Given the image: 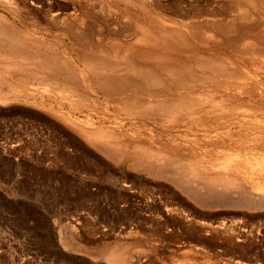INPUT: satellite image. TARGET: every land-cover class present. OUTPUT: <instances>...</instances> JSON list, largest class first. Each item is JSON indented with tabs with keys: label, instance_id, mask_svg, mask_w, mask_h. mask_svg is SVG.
Masks as SVG:
<instances>
[{
	"label": "bare ground",
	"instance_id": "6f19581e",
	"mask_svg": "<svg viewBox=\"0 0 264 264\" xmlns=\"http://www.w3.org/2000/svg\"><path fill=\"white\" fill-rule=\"evenodd\" d=\"M160 1L0 0V9L7 15L0 13V101L8 104L19 96L48 95L53 101L49 102L50 107L58 115L55 118L77 127L85 141L101 148L108 158L122 161L136 156V165L132 164L135 171L148 168L155 177H164L174 184L182 196L172 195L168 203L190 202L211 210L203 211L205 214L223 212L220 221L214 220V216L213 223H200L204 231L233 233L242 224L245 212L261 213L263 221L259 222L264 230V66L259 69L262 82L255 79L258 84L255 80L249 82L250 75L245 77L247 81L240 72L235 75L231 61L232 66L218 61L226 47L227 51L236 50L235 54L230 52L238 56L255 55L259 49L262 53L264 34H258L259 27L257 34H253L255 27L246 23L251 21L248 19L252 13L259 16L261 6L257 5L259 13L250 12L244 8L246 0H234L229 8L237 12L235 18L229 23L209 26L200 20L204 12L201 14L195 6L186 12L182 2H178L176 8L168 10ZM209 13L207 16H215L217 12ZM247 33L252 34L251 38ZM202 45L203 48L221 45L224 49L220 52L216 47L218 59L207 53L208 48L206 54L198 49ZM90 91L101 94L114 109L135 118L139 125L144 123L140 127L150 121L147 123L157 129L155 133H160V137L147 134L151 146L141 141L140 132L133 136L137 141L129 139L132 134L127 133L130 142L122 138L123 133H115V129H98L99 124L98 130L76 126L72 112L76 106L87 104L85 93ZM93 103L87 104L89 109ZM66 105L68 113L63 112ZM88 108L85 111L91 112L95 106ZM68 124L66 128H70ZM183 149L186 152L179 156ZM186 207L189 214L184 218L188 221L193 214V218L204 217L201 210L196 216L190 204ZM175 211L167 206L165 212Z\"/></svg>",
	"mask_w": 264,
	"mask_h": 264
},
{
	"label": "rangeland",
	"instance_id": "374dc122",
	"mask_svg": "<svg viewBox=\"0 0 264 264\" xmlns=\"http://www.w3.org/2000/svg\"><path fill=\"white\" fill-rule=\"evenodd\" d=\"M166 1L168 2L165 0L160 2L168 10L169 7L170 9L176 8L178 2H182L181 6L183 5L185 11L199 9L197 11L201 14L204 12L200 20L209 26H214L215 23H229L237 14L236 11L229 8V3L234 0ZM246 2L250 1L246 0ZM246 2H244V8L250 12L259 13L261 8L259 16L252 13L248 19L251 21L246 23L255 27L253 34L258 32L263 35L264 12L262 9H264V0H255L254 2L257 4ZM252 5L254 6L252 7ZM257 5L261 7L259 8ZM210 9L214 13H211ZM206 11L210 12L209 14L217 12V16L216 14L207 16ZM3 12L0 9L1 15L5 16L6 12ZM202 18L208 23L204 22ZM257 27H259L258 30ZM251 33L246 35L251 38ZM204 47L213 52H208L209 50L203 48V45L198 49H203L201 51L205 54L208 50L209 55L218 59L219 54L216 47L220 52L224 49V46L221 45ZM214 47L215 49H213ZM227 49L228 47L223 50L222 55H219L222 58L217 59L218 61L228 62L229 64H226L229 66L233 65L232 68L234 67L233 69L236 70L235 75L241 73L244 79L250 75L249 82H254L256 78L257 81L262 82V77H260L262 74H259V69L264 66V61L260 60L264 59V50L260 53L261 49H259L255 55L240 54L238 56L239 54L233 55V53L235 54L233 51L236 50L231 49L232 53ZM216 54L218 55L216 56ZM231 54L236 57L234 58ZM223 55H227L228 58ZM252 56L256 57L254 59L261 56L260 59H257L261 62H257V60L254 62ZM230 61L232 65H230ZM250 61L256 64L252 65ZM236 62L240 65H237ZM242 64L244 67L240 68ZM250 68L257 69V72ZM245 81L247 80L245 79ZM82 90L86 91L84 88ZM87 93H85L87 97L85 99L88 100L85 103L90 104L95 101L93 103L95 108L93 111V104L89 106L90 109L87 104H82L88 110L92 109L91 112H87L84 106H76L71 115L76 126L87 127L91 130L114 131L115 129V133L119 135L123 133L122 138L130 142L129 139H136L135 135H139L135 132H140L139 138L143 137L141 141L151 144L152 140L148 136L152 133L156 136L158 132L147 123L150 121L140 127L142 122L139 125L135 118L133 120V117H129L131 120L125 113H119V110L114 109L111 103L98 92ZM92 93L96 95V98ZM31 97L23 96L22 98L19 96L18 99L10 100L8 104H6L7 101L3 103L0 101V264H93L98 254L111 247L113 251L125 250L127 264H264V230L260 226L263 221L261 213L245 212V218H241L242 224L238 227L241 231L238 229L233 230V233L232 230H229L230 232L225 230L226 233L223 230H220L221 232L216 230V233L215 230L204 231L205 229L201 228L200 223H208V221L211 223L216 219L220 221L223 218V212L217 214L218 212L214 211V214L211 212L205 214L211 210L194 205L198 207L195 208L189 202L187 204H190L193 210L195 209L194 212L197 213L195 215L199 216L201 213V217H204L193 218L195 217L193 214L188 221L186 216L189 211L186 203L175 200L172 205L168 203L170 202L168 198L172 195L182 196L174 184L164 177H155L154 172L148 171V168L141 170V167L135 171L132 164L136 165V160H138L136 156H131L129 159L122 158L121 162L118 161L119 159L111 160L112 158H108L101 148L94 147L87 140L85 141L77 127L75 128L63 120L59 121V117V119L55 118L58 115L55 108L50 107L53 101L49 99L48 95H35L34 99ZM42 97L43 99H41ZM49 102L51 103L49 104ZM33 103L34 107H32ZM67 108L66 105L63 112L68 113ZM114 111L117 112L114 113ZM53 113L55 114L53 115ZM117 114L121 115L117 116ZM121 118H123L122 121H120ZM128 119L134 121L133 124ZM65 123L70 128H66ZM129 132L132 136L129 135ZM158 136L160 137V133ZM155 148L158 149V146L156 145ZM185 149L178 152V155L181 156L186 152ZM101 151L103 153H100ZM166 204L168 207L175 208L176 211L169 214L165 212ZM184 215H186L185 218ZM208 216L212 219H207ZM225 216L224 218H227ZM252 219H256L257 222ZM231 233L232 235H229Z\"/></svg>",
	"mask_w": 264,
	"mask_h": 264
},
{
	"label": "clouds",
	"instance_id": "9594fccd",
	"mask_svg": "<svg viewBox=\"0 0 264 264\" xmlns=\"http://www.w3.org/2000/svg\"><path fill=\"white\" fill-rule=\"evenodd\" d=\"M126 256L127 253L123 250L113 251L112 248H108L97 255L93 264H127Z\"/></svg>",
	"mask_w": 264,
	"mask_h": 264
}]
</instances>
